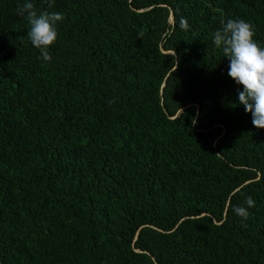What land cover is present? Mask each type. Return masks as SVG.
Instances as JSON below:
<instances>
[{"label":"trees","instance_id":"obj_1","mask_svg":"<svg viewBox=\"0 0 264 264\" xmlns=\"http://www.w3.org/2000/svg\"><path fill=\"white\" fill-rule=\"evenodd\" d=\"M24 2L0 0V264H264V128L213 43L243 18L264 46V0H31L63 15L50 62Z\"/></svg>","mask_w":264,"mask_h":264},{"label":"clouds","instance_id":"obj_2","mask_svg":"<svg viewBox=\"0 0 264 264\" xmlns=\"http://www.w3.org/2000/svg\"><path fill=\"white\" fill-rule=\"evenodd\" d=\"M52 7L55 0H44ZM17 14L26 16L30 28L27 36L31 44L40 51L45 62L51 61L49 47L58 38L57 22L63 20L59 12L36 10L31 0H25L17 6ZM255 37L254 25L243 18H229L221 21V27L213 34L214 45L222 49L223 56L229 60L228 75L237 85L239 103L246 112L251 113L252 123L256 128H264V46L259 45ZM113 101H109L111 104ZM248 207H254L251 196L246 198ZM237 216L247 219L248 208L236 206L233 208Z\"/></svg>","mask_w":264,"mask_h":264},{"label":"water","instance_id":"obj_3","mask_svg":"<svg viewBox=\"0 0 264 264\" xmlns=\"http://www.w3.org/2000/svg\"><path fill=\"white\" fill-rule=\"evenodd\" d=\"M173 18V12H171V19ZM163 50V49H162ZM164 52H166V53H174V51H172V50H163ZM226 212H227V210H226ZM226 212H225V214H226ZM204 215V214H203ZM215 220V222H217V220L216 219H214ZM138 234H139V231L137 232V235H136V237H138Z\"/></svg>","mask_w":264,"mask_h":264}]
</instances>
